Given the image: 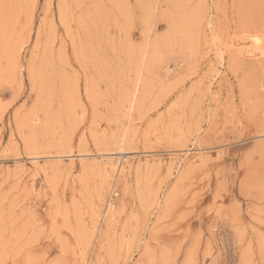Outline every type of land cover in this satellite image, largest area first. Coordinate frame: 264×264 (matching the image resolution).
Listing matches in <instances>:
<instances>
[{"label":"rangeland","instance_id":"obj_1","mask_svg":"<svg viewBox=\"0 0 264 264\" xmlns=\"http://www.w3.org/2000/svg\"><path fill=\"white\" fill-rule=\"evenodd\" d=\"M0 264H264V0H0Z\"/></svg>","mask_w":264,"mask_h":264},{"label":"bare ground","instance_id":"obj_2","mask_svg":"<svg viewBox=\"0 0 264 264\" xmlns=\"http://www.w3.org/2000/svg\"><path fill=\"white\" fill-rule=\"evenodd\" d=\"M116 140H117V139H116ZM114 142H115V141H114ZM105 185H106V184H105ZM107 204H108V209H109L110 211H113V212H114V211H115L114 208H115L116 206L114 207L113 202H112V203L109 202V203H107ZM106 206H107V205H106ZM115 209H116V208H115ZM93 214H94V213H93ZM112 214H113V213L110 212L109 216H110V215L112 216ZM112 217H113V216H112ZM98 220H99V219H98ZM92 222H93V221H92ZM93 230H94V229H93ZM90 240H91V238H90ZM130 244H131V243H130ZM84 249H85V248H84Z\"/></svg>","mask_w":264,"mask_h":264}]
</instances>
